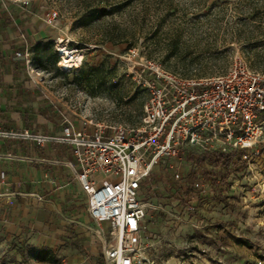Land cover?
Instances as JSON below:
<instances>
[{
	"label": "rangeland",
	"instance_id": "1",
	"mask_svg": "<svg viewBox=\"0 0 264 264\" xmlns=\"http://www.w3.org/2000/svg\"><path fill=\"white\" fill-rule=\"evenodd\" d=\"M29 3L37 36L28 41L25 72L42 76L43 111L55 112L58 128L64 119L87 131L98 123L138 127L149 99L142 79L150 76L141 70L148 61L185 78L224 74L234 63L264 71V0ZM52 10L56 27L43 19ZM60 44L83 56L78 68L60 69ZM260 148L250 169L231 170L219 186L211 180L222 179L220 166L160 158L141 186L147 208L140 264H264V144ZM172 181L181 190L191 187L193 197L171 196ZM55 224L50 242L35 240L29 229L5 236L0 227V264H106L94 223L67 230Z\"/></svg>",
	"mask_w": 264,
	"mask_h": 264
},
{
	"label": "built area",
	"instance_id": "2",
	"mask_svg": "<svg viewBox=\"0 0 264 264\" xmlns=\"http://www.w3.org/2000/svg\"><path fill=\"white\" fill-rule=\"evenodd\" d=\"M14 1L29 11V0ZM43 19L52 27L59 24L54 10ZM18 40L23 52H15L11 60L30 63L21 30ZM141 70L150 76L142 79L149 99L138 127L98 123L87 131L64 119L58 135L0 129L1 138L69 146L75 159L70 167L85 194L86 212L97 226L93 233L106 264H140L144 259L147 203L141 186L160 158L181 159L185 151L235 150L250 169L264 144V71L234 63L224 74L185 78L150 61ZM28 75H34L35 83L43 80L34 70ZM102 223H108L107 231Z\"/></svg>",
	"mask_w": 264,
	"mask_h": 264
},
{
	"label": "crops",
	"instance_id": "3",
	"mask_svg": "<svg viewBox=\"0 0 264 264\" xmlns=\"http://www.w3.org/2000/svg\"><path fill=\"white\" fill-rule=\"evenodd\" d=\"M32 24L33 19L29 20L19 3L0 0V129L58 135L61 128L55 112L43 111L45 93L33 81L34 75L33 79L29 77L31 71L25 72L29 63L11 60L15 52H23L18 40L20 30L27 37L26 45L37 36ZM74 162L67 145L48 141L38 146L27 140L0 137L1 234L11 236L29 229L28 235L35 240L50 242L56 239L50 232L55 221L63 225V230L82 222L92 225L85 194L70 167Z\"/></svg>",
	"mask_w": 264,
	"mask_h": 264
},
{
	"label": "trees",
	"instance_id": "4",
	"mask_svg": "<svg viewBox=\"0 0 264 264\" xmlns=\"http://www.w3.org/2000/svg\"><path fill=\"white\" fill-rule=\"evenodd\" d=\"M82 72V71H81ZM185 161L193 163L197 166L213 164L214 166H220L224 172L222 179H217L213 177L211 182L215 186H219L221 182H225L227 175L231 170L241 171L245 167V161L240 158V152L231 150L229 152H221L218 150L214 151H202L195 153L193 151H186L182 153ZM170 193L171 196H180L182 198H192L193 189L189 186L181 190L175 181L170 183Z\"/></svg>",
	"mask_w": 264,
	"mask_h": 264
},
{
	"label": "bare ground",
	"instance_id": "5",
	"mask_svg": "<svg viewBox=\"0 0 264 264\" xmlns=\"http://www.w3.org/2000/svg\"><path fill=\"white\" fill-rule=\"evenodd\" d=\"M58 48L60 49V54H62V58H60L62 68L69 70L79 67V64L83 60L81 54H77L76 50H72L63 44L58 45Z\"/></svg>",
	"mask_w": 264,
	"mask_h": 264
}]
</instances>
